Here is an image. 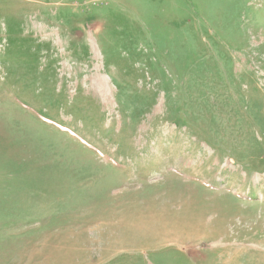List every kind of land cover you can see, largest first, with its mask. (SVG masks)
<instances>
[{
    "label": "rangeland",
    "instance_id": "1",
    "mask_svg": "<svg viewBox=\"0 0 264 264\" xmlns=\"http://www.w3.org/2000/svg\"><path fill=\"white\" fill-rule=\"evenodd\" d=\"M0 264H264V0H0Z\"/></svg>",
    "mask_w": 264,
    "mask_h": 264
},
{
    "label": "bare ground",
    "instance_id": "2",
    "mask_svg": "<svg viewBox=\"0 0 264 264\" xmlns=\"http://www.w3.org/2000/svg\"><path fill=\"white\" fill-rule=\"evenodd\" d=\"M97 88H98V92H100V94H102L105 99H106V84L104 83V79H99L97 82Z\"/></svg>",
    "mask_w": 264,
    "mask_h": 264
}]
</instances>
